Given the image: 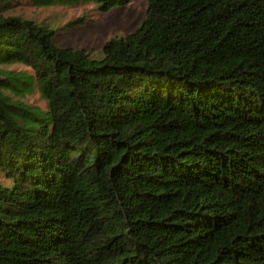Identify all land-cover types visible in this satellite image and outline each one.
Listing matches in <instances>:
<instances>
[{"label":"trees","instance_id":"16d2710c","mask_svg":"<svg viewBox=\"0 0 264 264\" xmlns=\"http://www.w3.org/2000/svg\"><path fill=\"white\" fill-rule=\"evenodd\" d=\"M145 16L101 57L0 16V264H264V0Z\"/></svg>","mask_w":264,"mask_h":264},{"label":"rangeland","instance_id":"374dc122","mask_svg":"<svg viewBox=\"0 0 264 264\" xmlns=\"http://www.w3.org/2000/svg\"><path fill=\"white\" fill-rule=\"evenodd\" d=\"M148 0H129L125 5H116L109 10H100L93 1L38 4L24 0L10 9L1 10L0 16L17 15L34 19L56 29L55 40L61 46L83 47L92 55L101 57L104 44L116 35H126L145 19ZM79 21L70 24V21ZM15 72L30 73L29 66L19 60L0 64V74L11 76ZM23 98L31 103L46 106V100L38 89ZM6 180V179H5Z\"/></svg>","mask_w":264,"mask_h":264}]
</instances>
